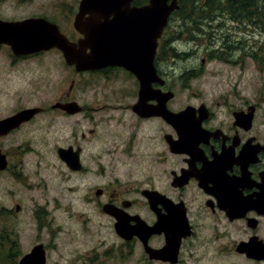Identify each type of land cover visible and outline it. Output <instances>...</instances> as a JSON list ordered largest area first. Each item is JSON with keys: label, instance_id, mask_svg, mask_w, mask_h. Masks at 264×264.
<instances>
[{"label": "flooded vegetation", "instance_id": "1", "mask_svg": "<svg viewBox=\"0 0 264 264\" xmlns=\"http://www.w3.org/2000/svg\"><path fill=\"white\" fill-rule=\"evenodd\" d=\"M72 1V8L57 14L31 10L21 16L17 10L3 13L0 0V188L47 189L40 172L52 171L59 175L62 190L51 200L55 209L61 196L67 198L66 208L95 209L121 241L123 249L116 250L120 257L131 260L138 255L133 264H264V107L257 93L248 99L229 92L205 98L200 85L191 88V81L202 77L215 59L207 44L202 55L201 40L190 38L189 51L180 50L175 40L180 33L174 38L170 32L173 15L193 13L182 3L190 0L181 1L169 15L152 64H135L148 84L140 95L142 107L136 106L139 79L120 62L102 64V55L92 54L90 44L95 47L96 42L83 32L92 17L84 14L83 28L76 29L81 0ZM147 2L133 0L130 7ZM254 14L238 22L258 24ZM36 19L56 27L68 44L69 57L56 47L36 51L34 43L28 45L35 30L14 29L13 24ZM175 28L186 30L182 25ZM92 65L97 68L90 69ZM37 69L48 72L46 87L53 94L38 105ZM53 77L59 81L50 87ZM88 87L99 90L102 102H78L73 92ZM179 93L185 98L177 105ZM59 134L60 140L51 142ZM32 202L38 230V225L40 229L52 221V213L47 201ZM22 211L19 202H0V217L12 223L0 230V251L13 257L9 264H20L41 246L47 264L51 237L21 253L13 224ZM119 219L122 237L114 230Z\"/></svg>", "mask_w": 264, "mask_h": 264}, {"label": "rangeland", "instance_id": "2", "mask_svg": "<svg viewBox=\"0 0 264 264\" xmlns=\"http://www.w3.org/2000/svg\"><path fill=\"white\" fill-rule=\"evenodd\" d=\"M220 1L223 6L227 3L226 0ZM205 2L206 0L184 1L183 6L187 10L193 9L191 16L176 13L171 20V34L175 38L180 33V37L175 38L176 46L180 50L189 51L188 49L192 47V43L189 42L190 38L201 40L202 55L205 49L203 45L207 44L209 51L212 50L209 52L211 60L215 59L207 64V70L202 73V77L191 81V88L200 85L199 89L205 92V98H213L215 95L229 92L240 94L244 99H248L253 98L249 95L257 93L259 103L261 107H264V64H260L259 67L250 56L252 50L264 55V32L260 31L257 24L252 21H250L252 25L250 22L248 24L238 22L241 15L234 16L236 14L231 15L226 11H219V6L215 8L217 13L215 16L212 15L213 20L210 21L207 18V8L204 7ZM72 3V0H33L23 5H16L14 0H4L1 10L5 14L14 13L17 10L21 16L29 15L31 10H36L37 13H45L49 16L57 14L61 9L72 8ZM177 25H182L186 30L181 31L175 28ZM222 44L225 45L224 50L221 49ZM214 49L216 50L213 51ZM48 79L47 71L39 72L37 69L35 81V103L37 105L53 97L46 87L50 84ZM55 80L58 79L51 78L50 87ZM96 91L99 90L95 87L91 89L88 87L79 92L74 91L73 95L80 103L102 102V94ZM184 98L185 96L179 93L175 104L179 105ZM59 140L60 134L52 138L51 142ZM42 172L47 179V189L40 187L28 191L22 187H16L8 191L0 188V202L10 206L14 200L23 206L18 221L13 224L19 231L21 253L29 252L36 241L42 240L48 243L51 237L53 240L47 249V264H133L138 255L131 260L120 257V252L116 250L121 247V241L113 232L108 219L100 216L95 209L75 206L66 208L64 201L66 202L67 198L64 196H61L63 201H59L55 209L51 200L62 193L59 175L56 176L52 171L42 170L40 173ZM32 201L43 204L47 201L49 204L47 210L50 209L52 213V221L46 222L45 226L42 223L40 229L38 225V230L31 217ZM9 226L12 227V223L0 217V230ZM12 258L0 251V264H9Z\"/></svg>", "mask_w": 264, "mask_h": 264}, {"label": "water", "instance_id": "3", "mask_svg": "<svg viewBox=\"0 0 264 264\" xmlns=\"http://www.w3.org/2000/svg\"><path fill=\"white\" fill-rule=\"evenodd\" d=\"M132 1L81 0L74 26L76 29H82V16L88 13L92 17L89 30L83 31L88 41L93 40L96 42V44L94 43L97 45L95 47H93L92 43L90 44L92 54L102 55L99 61L102 64H116L120 62L121 66L133 72L140 82V96L148 84L141 78L140 69L135 64H142V66L148 64V67L152 64L156 41L166 25L169 15L177 9L178 0H148V4L141 8L130 7ZM108 17H112L111 21L108 20ZM101 19L103 22L100 21ZM13 25L16 31H23L28 29V27L35 30L33 32L34 35L30 33V37H28L30 38L28 45L34 43L36 51L49 50L56 47L61 49L66 58L69 57L68 44L64 37L58 33L54 25L41 19ZM109 25H115L116 28L111 29ZM0 31L3 32V30ZM103 41L107 43L106 47H102ZM113 42H117L118 44ZM98 50L100 52L104 51L99 52V54L96 52ZM145 55H147V59ZM145 61H147V64ZM93 68L97 67L90 66V69ZM143 104L140 96L136 106L142 107ZM103 211L110 214V211H107L105 208ZM114 230L119 236H123L121 233L125 232V230L120 219L114 225ZM20 264H45V255L41 246H36L29 254L23 256Z\"/></svg>", "mask_w": 264, "mask_h": 264}, {"label": "trees", "instance_id": "4", "mask_svg": "<svg viewBox=\"0 0 264 264\" xmlns=\"http://www.w3.org/2000/svg\"><path fill=\"white\" fill-rule=\"evenodd\" d=\"M226 1H227L226 5L223 6L222 5L223 3H221L220 0L219 1L206 0L204 7L207 8L208 16H210L211 18H213L212 15L215 16V14L217 13V9L215 8L217 6H219L220 9L226 11L231 15L236 14L234 16H239L240 14L241 15L240 17L243 16V17L252 18L254 14L253 11L254 12L256 11L257 14L256 13L255 14L258 16L257 26L260 29V31L264 32V0H226ZM236 8L249 9V12L237 13L235 11L233 12L230 11V10H236ZM250 24L252 25V22H250ZM252 51L250 53V56L257 62L258 66L260 67V64L262 65L264 64V55H260L259 53L256 52V50H252Z\"/></svg>", "mask_w": 264, "mask_h": 264}]
</instances>
